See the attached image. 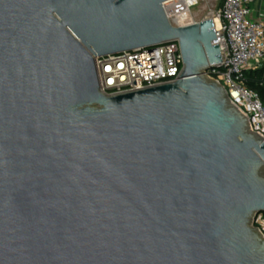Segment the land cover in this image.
<instances>
[{
	"label": "water",
	"instance_id": "obj_1",
	"mask_svg": "<svg viewBox=\"0 0 264 264\" xmlns=\"http://www.w3.org/2000/svg\"><path fill=\"white\" fill-rule=\"evenodd\" d=\"M164 1L0 0V264H264L262 137ZM171 39L174 82L99 91L94 56Z\"/></svg>",
	"mask_w": 264,
	"mask_h": 264
},
{
	"label": "built area",
	"instance_id": "obj_2",
	"mask_svg": "<svg viewBox=\"0 0 264 264\" xmlns=\"http://www.w3.org/2000/svg\"><path fill=\"white\" fill-rule=\"evenodd\" d=\"M255 0H166L162 7L168 22L184 26L211 19L221 60L204 74L222 85L229 100L246 116L251 131L264 143V105L257 92L242 83L245 70L264 63V19L249 16ZM207 4H211L208 8ZM98 89L105 95L174 82L183 69L177 39L115 54L94 56ZM250 226L264 237V213H256Z\"/></svg>",
	"mask_w": 264,
	"mask_h": 264
},
{
	"label": "trees",
	"instance_id": "obj_3",
	"mask_svg": "<svg viewBox=\"0 0 264 264\" xmlns=\"http://www.w3.org/2000/svg\"><path fill=\"white\" fill-rule=\"evenodd\" d=\"M242 83L248 89L257 92L264 105V63L258 68L245 70Z\"/></svg>",
	"mask_w": 264,
	"mask_h": 264
},
{
	"label": "crops",
	"instance_id": "obj_4",
	"mask_svg": "<svg viewBox=\"0 0 264 264\" xmlns=\"http://www.w3.org/2000/svg\"><path fill=\"white\" fill-rule=\"evenodd\" d=\"M249 16L254 19H264V0H255L249 4Z\"/></svg>",
	"mask_w": 264,
	"mask_h": 264
},
{
	"label": "rangeland",
	"instance_id": "obj_5",
	"mask_svg": "<svg viewBox=\"0 0 264 264\" xmlns=\"http://www.w3.org/2000/svg\"><path fill=\"white\" fill-rule=\"evenodd\" d=\"M207 7L210 8L211 7V4H207Z\"/></svg>",
	"mask_w": 264,
	"mask_h": 264
}]
</instances>
